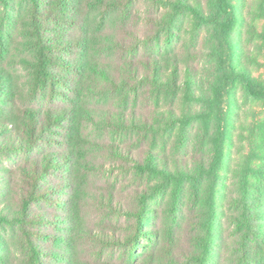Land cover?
<instances>
[{
  "label": "rangeland",
  "instance_id": "obj_1",
  "mask_svg": "<svg viewBox=\"0 0 264 264\" xmlns=\"http://www.w3.org/2000/svg\"><path fill=\"white\" fill-rule=\"evenodd\" d=\"M175 1L132 0L125 15L121 11H105L104 7H100L104 11L80 7L81 22H86L89 29L99 25L105 16L104 32L117 37L130 50L101 55L113 73L118 70L119 78L127 77L129 71L117 69L122 61L127 63L132 58L136 64L138 59L149 60L150 79L155 77L162 86L167 82L165 88L152 82L137 87L136 81L129 78L133 84L106 90L104 84L90 77L74 76L70 87L74 86L62 89L65 95L55 98L49 88L34 91V44L28 25L31 4L27 0H0V73L7 81L6 94H0V122L8 114L22 115L26 109H35L36 116L42 119L45 111L70 109L74 105L94 109L93 112L104 110L110 116L109 124L84 128L87 141L80 152L83 165L75 179L82 189L78 234L71 236L53 222H44L36 229L27 226L46 235L45 239L32 235L44 250L45 264H60L61 258L66 261L62 264H264V243L244 238L246 232L237 222L239 214L230 203L232 196H238L239 188L232 170L243 166L253 151H264V98L247 95L242 81L219 83L221 68H229V52L224 49L219 55L221 47L214 37L213 24H202L191 13L179 11ZM187 1L205 14L213 4L212 0ZM231 2L239 17L230 36L236 49L235 65L264 85V0ZM42 24L54 26L55 35L81 32L78 27L70 29L64 21ZM131 70L134 74L135 70ZM173 70L177 72L175 78ZM188 76L193 79L195 97L211 102L198 104L192 99L185 89ZM213 83L224 86L222 99L215 100ZM213 102L217 107H213ZM208 104L213 108L208 109ZM195 110L208 115L207 128L211 133L218 123L227 125L229 156L224 158L225 168L218 173L217 187H223L218 192L216 187L214 199L213 177L195 169L201 163L206 168L213 153L210 140L200 136L204 124L195 119L190 125L173 126L170 120L171 115L187 120ZM120 112L140 116L148 129L138 133L126 126H115ZM1 125L0 141L15 138L9 127ZM55 131L53 127L51 133L44 135L47 140L30 152L10 146L0 148V215L12 217L19 210L30 187L25 176L30 165L39 163L44 155L66 150L59 142L61 130ZM148 152L172 172L186 170L194 176L171 179L164 185L162 178L136 171L137 160L142 161ZM253 164L264 171V162ZM54 169L47 177L48 185L69 178L70 174ZM48 195L32 205L31 215L59 214L55 202L58 197L52 191ZM142 195L147 197L148 212L138 230L136 221L126 212L137 207ZM66 196L64 193L60 197ZM136 230L138 233L134 234ZM59 237L63 244L57 243ZM0 264H34L25 233L10 218L0 220Z\"/></svg>",
  "mask_w": 264,
  "mask_h": 264
},
{
  "label": "trees",
  "instance_id": "obj_2",
  "mask_svg": "<svg viewBox=\"0 0 264 264\" xmlns=\"http://www.w3.org/2000/svg\"><path fill=\"white\" fill-rule=\"evenodd\" d=\"M27 1L31 4L28 25L34 44L33 59L31 60L34 91L49 88L51 95L54 94L55 98H61L65 95L62 89L69 90L74 86L70 87L74 76L78 77V79L90 77V79L104 84L106 90L108 87L110 90H114L125 88L128 84H133V81H130L129 78L136 81L137 87L149 85L150 82L154 83L156 87L165 88L167 86V82H164L166 85L162 86L155 77L150 79L149 71L151 68L149 60L143 62L138 59L136 64L132 63V58L127 63L122 61L120 66L117 65V69L121 68L129 72L127 77L119 78L117 75L118 70L113 73L109 63H104L101 60V55L105 54L108 56L111 53L124 54L125 52H130V50H126L122 41L117 37L104 32L105 16H103L100 24L92 29H89L86 22H81L80 7L83 5L92 11L96 9L104 11V9H100V7H104L106 8L105 11H121L125 15L130 9L132 0ZM212 1L213 4L206 14L197 6L190 5L187 0H177L174 2V5L181 12L191 13L202 24H213L214 37L220 42L221 47L219 55L224 49H227L229 52L227 56L229 68H221L222 74L219 77V83L226 84L233 81H242L244 83L243 89L247 95L254 98H264V85L256 83L250 74L247 75L248 72L246 70L237 69L238 67L235 65L237 60L235 57L236 49L235 44L230 40V36L239 23V17L233 3L231 0ZM59 21L67 22L70 29L78 27L81 32L77 35L69 34V36L55 35L57 32L54 26L45 27L42 24V22H46L57 25ZM154 64L156 65L157 63L154 62ZM132 68L135 70V75L131 74ZM176 73L173 70L172 76L174 78L177 77ZM67 76H69V79ZM191 81L193 82V79L190 76L186 77L185 89L191 94L192 99L198 104L201 102H211L210 99L205 97H195L197 95L192 93ZM6 82V76L0 73V94L5 91ZM213 86L215 100L222 99L224 86L218 83L217 85L213 83ZM4 93L6 94V92ZM207 107L211 109L217 106H214L213 102V107L210 104ZM93 110L81 105H74L70 109L63 107L54 109V111H45L42 119H40L39 116H36L35 109H26L22 115L8 114L5 117V121L0 122L3 125L1 127H9L15 135V138L12 137L7 141H0V148L2 149L10 146L27 152L33 151L34 147L39 145L41 141L47 140L44 135L51 133L53 127L54 132H56V128L61 130L60 132L62 133L59 134L62 138L59 139V142L66 148L61 153L44 155V157L40 158L39 163H34L26 169L25 176L27 175L30 187L21 202L19 210L12 217H8L6 214L0 215V220L10 218L16 220L21 227L27 237L31 260L34 264H45L44 259L47 257L43 256L44 250L35 242L32 235L38 234L44 239L46 235L41 232L35 233L33 229H28L27 226L30 225L36 229L44 222H53L56 228L63 229L65 232H69V234L71 233V236L78 234V210L82 199V189L75 179L83 165L82 160L84 156L80 152L87 141L83 136L84 128L90 124L102 125L110 123V116L104 110H98L97 112H93ZM191 114L187 116V120H184L183 117L180 119L176 115H171L170 120L173 126L179 124L183 126L190 125L195 119L204 124V130H202L200 136H203L201 138L203 140H205L204 138L210 140V144L213 145V153L206 168L201 163L195 169L199 173L204 171L208 176L213 177L215 182L211 188V196L214 199L218 183V181L216 183L218 173L221 169L225 168V163H223L224 158L226 160V156H229L227 154L229 147L228 136L225 133V129L227 132V125L222 126L218 123L214 128V132L211 133L207 128L208 115L204 111L198 112L195 110ZM118 115V121L115 126H126L138 133H143L148 129L147 123L140 116L131 117L129 113L124 114L123 112H120ZM112 152L114 153V150ZM157 159L158 157L154 153H146L142 161L137 160L135 165L136 171L158 176L162 178L161 183H164V185L170 183L171 179L179 181L194 176L191 171L186 170L174 173L162 161L160 162L161 165H159ZM255 161L264 162V151H253L243 166L235 167L232 170L234 178H238L239 188L238 196H232L230 203L236 207L239 214L237 222L240 223L241 229H244L246 232L244 238L248 242L249 239H252L264 243V171L258 165L253 164ZM51 168H55L54 172H61L63 175L70 174V176L60 184L48 185L47 177L52 172ZM70 179H72L71 182ZM221 187L220 185L217 187V192ZM51 191L59 198H55L59 214L56 217H48L43 214L31 215L30 209L32 205L38 204L41 199H47ZM197 192L198 190H196ZM255 192L257 193L256 195H254ZM64 193L67 196L62 199L60 196ZM146 199L147 197L142 195L137 203V207H133L126 212L128 216H131L136 221V229L138 228V230L142 229L143 220L148 212ZM137 233L136 230L134 234ZM133 240L134 236L131 242ZM57 243L59 245L63 244L61 237H59ZM64 261L65 259L61 258L59 262L62 264ZM71 264L76 263L73 262Z\"/></svg>",
  "mask_w": 264,
  "mask_h": 264
}]
</instances>
